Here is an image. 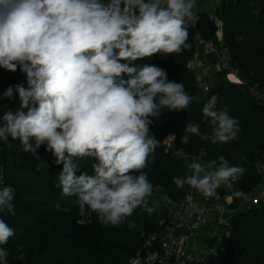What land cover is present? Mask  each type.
I'll use <instances>...</instances> for the list:
<instances>
[{
    "label": "clouds",
    "instance_id": "obj_1",
    "mask_svg": "<svg viewBox=\"0 0 264 264\" xmlns=\"http://www.w3.org/2000/svg\"><path fill=\"white\" fill-rule=\"evenodd\" d=\"M195 6L196 0H0V69L19 70L27 82L0 94L9 101L19 96V107L0 117V142L11 147L18 140L37 159L41 146L53 154L63 165L56 187L63 197L78 198L77 224L95 214L102 227L132 228L128 218L137 209L151 215L172 203L144 171L160 143L150 126L163 109H187L192 97L164 68L137 61L189 47ZM202 113L212 134L188 122L181 143L191 135L221 144L238 139L236 117L213 103ZM86 160L92 161L91 174L78 175ZM186 167L188 173L173 183L209 199L245 171L224 156L207 167L196 159ZM14 198L13 186L0 185V213L15 214ZM54 207L69 211L59 202ZM14 236L0 217V264H8L4 246Z\"/></svg>",
    "mask_w": 264,
    "mask_h": 264
},
{
    "label": "trees",
    "instance_id": "obj_2",
    "mask_svg": "<svg viewBox=\"0 0 264 264\" xmlns=\"http://www.w3.org/2000/svg\"><path fill=\"white\" fill-rule=\"evenodd\" d=\"M217 8L218 18L223 22V42L232 65L247 83L257 85L264 93V0H223ZM188 24L189 47L180 54H157L137 61L164 68L168 79L183 83L186 93L192 97L187 109L179 112L163 109L150 126L160 143L144 171L153 185L162 186L160 195L166 194L172 203L162 205L151 215L137 209L128 218L135 224L132 228L127 223L102 227L95 214L85 224H77L78 198L63 197L61 189L56 187L63 165L55 163L53 154L41 146L37 159L25 153L18 146V140L12 141L11 147L0 142V185H11L15 189V214L0 213L15 230V236L4 246L9 253L8 264H130L142 246L143 232H163L174 206L186 198L190 189L187 185L177 188L173 183V177L188 173V163L165 153L168 136L189 154L203 150L208 164L212 160L219 163V157L224 156L230 165L242 166L245 171L233 184L234 190L251 193L261 185L263 175L259 164L264 158V105L257 103L245 87L225 83L212 87L213 93L218 95L215 109L227 111L239 121L241 131L237 140L221 144L191 135L189 143H181L188 122L198 124L201 133L209 136L214 127L203 116L206 103L196 98V76L188 65L197 49L196 35L215 38L218 27L208 13H200L195 23ZM16 84L27 87L26 75L19 70L0 69V94ZM18 107L16 93L11 101L0 100V117L5 111H15ZM79 163L78 175L84 171L91 174V160ZM58 202L69 211H57L54 205ZM225 245V251H216L210 256L209 264H264V206L234 216Z\"/></svg>",
    "mask_w": 264,
    "mask_h": 264
},
{
    "label": "built area",
    "instance_id": "obj_3",
    "mask_svg": "<svg viewBox=\"0 0 264 264\" xmlns=\"http://www.w3.org/2000/svg\"><path fill=\"white\" fill-rule=\"evenodd\" d=\"M223 0H212L214 6L220 7ZM195 22L199 19L198 10L194 9ZM218 29L215 38L204 39L196 35V42L205 47L206 55L215 59L210 62L201 58H193L189 63L190 70L196 76V92L202 93L205 103L218 104V95L213 93L211 83L206 78L217 69L223 75L225 84L243 86L250 96L260 105H264V93L257 85L247 83L238 69L231 62L228 48L223 42V22L212 15ZM194 22V23H195ZM190 25H187V28ZM165 153L172 158L190 163L193 159L207 164L204 151L189 154L185 149L177 147L172 136H168L164 143ZM263 175L261 185L251 193H244L222 186L217 190L214 198L201 197L194 190L189 189L186 198L177 203L170 217L168 226L163 232L144 231L142 246L137 250L130 264H209L210 256L216 251H225V243L216 246L203 247L200 234L211 222L222 230V239L225 242L229 237L231 220L241 211H249L264 206V158L259 164ZM0 181L2 179L0 178ZM237 206H234V203Z\"/></svg>",
    "mask_w": 264,
    "mask_h": 264
},
{
    "label": "crops",
    "instance_id": "obj_4",
    "mask_svg": "<svg viewBox=\"0 0 264 264\" xmlns=\"http://www.w3.org/2000/svg\"><path fill=\"white\" fill-rule=\"evenodd\" d=\"M195 7L199 13H208L210 15H214L213 13L216 10V6H214L212 0H196ZM196 57L210 61L212 63L215 60L206 55L205 47L202 44L197 45V49L193 58ZM206 79L210 81L212 87L223 84L225 82L222 73L217 69H215V71L211 73ZM195 94L198 100L202 101L204 99L202 93L196 92ZM262 185L264 186V182ZM221 234L222 230L216 225L215 222H211L208 227L200 234V242L204 248H207V246L211 245L216 246L224 244L225 242L223 241Z\"/></svg>",
    "mask_w": 264,
    "mask_h": 264
},
{
    "label": "rangeland",
    "instance_id": "obj_5",
    "mask_svg": "<svg viewBox=\"0 0 264 264\" xmlns=\"http://www.w3.org/2000/svg\"><path fill=\"white\" fill-rule=\"evenodd\" d=\"M217 9H218V8L216 7V10L214 11L213 14L216 15V16L218 17V15H217ZM220 20H221V19H220ZM204 165L207 167V166H208V163H207V164H204Z\"/></svg>",
    "mask_w": 264,
    "mask_h": 264
}]
</instances>
